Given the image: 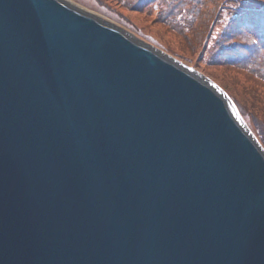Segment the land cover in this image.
<instances>
[{"label":"water","instance_id":"obj_1","mask_svg":"<svg viewBox=\"0 0 264 264\" xmlns=\"http://www.w3.org/2000/svg\"><path fill=\"white\" fill-rule=\"evenodd\" d=\"M86 12L0 0V264H264V148L226 92Z\"/></svg>","mask_w":264,"mask_h":264},{"label":"trees","instance_id":"obj_2","mask_svg":"<svg viewBox=\"0 0 264 264\" xmlns=\"http://www.w3.org/2000/svg\"><path fill=\"white\" fill-rule=\"evenodd\" d=\"M141 4V8L157 6L159 21L174 29L187 51L201 47L212 53L214 62L208 63L226 68L245 87L250 84L259 100L264 99V0H142ZM220 24L222 28L217 27ZM249 112L257 132L245 112L242 115L264 142L263 124L256 118L259 111Z\"/></svg>","mask_w":264,"mask_h":264},{"label":"rangeland","instance_id":"obj_3","mask_svg":"<svg viewBox=\"0 0 264 264\" xmlns=\"http://www.w3.org/2000/svg\"><path fill=\"white\" fill-rule=\"evenodd\" d=\"M71 1L91 10L103 19L122 27L133 36L152 44L186 65L196 68L226 92L231 103L238 111L241 110L245 112L246 118L250 121V124H252L256 132V122L253 120L249 110L254 113V109H257L259 111L256 114L257 121L262 123L264 128V113L262 111V109L264 110L263 97L259 100L250 84H247L246 88L237 78L230 75L226 68L220 67L214 63H208L212 60L210 58L212 53H207V51L201 47L196 51H191V49L187 51L188 46L187 48L184 47L185 43H181L179 40L180 36L175 33L174 29L159 21L157 18V6H145L141 8L142 0ZM217 27L222 28V25L220 24ZM242 112H239V115L252 130L247 119L242 115ZM259 142L264 148V142L260 140Z\"/></svg>","mask_w":264,"mask_h":264},{"label":"bare ground","instance_id":"obj_4","mask_svg":"<svg viewBox=\"0 0 264 264\" xmlns=\"http://www.w3.org/2000/svg\"><path fill=\"white\" fill-rule=\"evenodd\" d=\"M66 3L74 6L75 8L81 10V11H87L86 13H90L91 15L95 16L96 18H99L100 16L94 12H92L91 10H87L85 9L84 7L78 5L77 3L71 1V0H64ZM101 20V18H99ZM104 20V19H102ZM105 21V20H104ZM110 24V23H109ZM113 24V23H112ZM186 66V67H185ZM183 66L186 70H188L189 72L193 73L195 76H197L198 78H200L202 81L204 82H209L211 84V82L206 78V76L204 74H202L199 70H197L196 68H193V67H189L187 65ZM206 82V83H207ZM237 109V108H236ZM238 111V109H237ZM253 132V131H252ZM254 133V132H253ZM255 135V134H254ZM256 136V135H255ZM257 137V136H256ZM258 139V137H257Z\"/></svg>","mask_w":264,"mask_h":264}]
</instances>
